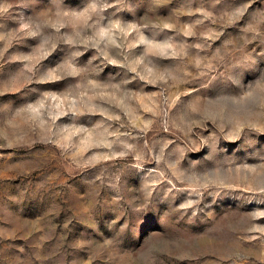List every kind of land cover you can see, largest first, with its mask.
Returning a JSON list of instances; mask_svg holds the SVG:
<instances>
[{
  "label": "rangeland",
  "instance_id": "1",
  "mask_svg": "<svg viewBox=\"0 0 264 264\" xmlns=\"http://www.w3.org/2000/svg\"><path fill=\"white\" fill-rule=\"evenodd\" d=\"M0 264H264V0H0Z\"/></svg>",
  "mask_w": 264,
  "mask_h": 264
}]
</instances>
